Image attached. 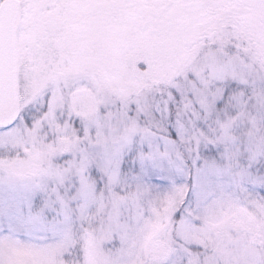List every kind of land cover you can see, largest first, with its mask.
Returning <instances> with one entry per match:
<instances>
[{
    "label": "snow or ice",
    "instance_id": "obj_1",
    "mask_svg": "<svg viewBox=\"0 0 264 264\" xmlns=\"http://www.w3.org/2000/svg\"><path fill=\"white\" fill-rule=\"evenodd\" d=\"M0 264H264V0H0Z\"/></svg>",
    "mask_w": 264,
    "mask_h": 264
}]
</instances>
